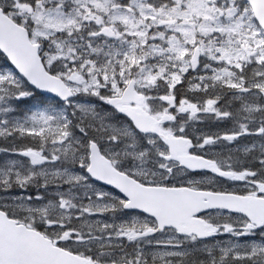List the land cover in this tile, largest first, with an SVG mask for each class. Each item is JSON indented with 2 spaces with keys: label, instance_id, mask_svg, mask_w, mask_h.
<instances>
[{
  "label": "snow or ice",
  "instance_id": "1",
  "mask_svg": "<svg viewBox=\"0 0 264 264\" xmlns=\"http://www.w3.org/2000/svg\"><path fill=\"white\" fill-rule=\"evenodd\" d=\"M0 264H264V0H0Z\"/></svg>",
  "mask_w": 264,
  "mask_h": 264
}]
</instances>
